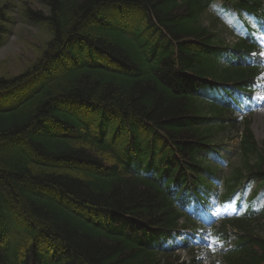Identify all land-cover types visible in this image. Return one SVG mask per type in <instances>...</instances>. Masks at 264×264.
<instances>
[{
    "label": "trees",
    "instance_id": "16d2710c",
    "mask_svg": "<svg viewBox=\"0 0 264 264\" xmlns=\"http://www.w3.org/2000/svg\"><path fill=\"white\" fill-rule=\"evenodd\" d=\"M37 1L44 9L26 2L19 15L49 37L25 71L0 76V264H188L163 245L240 128L201 89L249 87L256 46L203 26L214 0ZM231 1L254 14L262 4ZM14 7L0 5V48ZM238 155L226 187L264 184L249 122ZM261 222L231 223L225 264H264Z\"/></svg>",
    "mask_w": 264,
    "mask_h": 264
},
{
    "label": "rangeland",
    "instance_id": "374dc122",
    "mask_svg": "<svg viewBox=\"0 0 264 264\" xmlns=\"http://www.w3.org/2000/svg\"><path fill=\"white\" fill-rule=\"evenodd\" d=\"M14 4V24L12 27L11 35L7 38L4 47L0 49V76H15L23 71H25L36 59L38 56V52L43 48L46 40L48 39V35L41 30L40 27L32 26L26 23L23 18L19 15V10H22L24 4L27 2L33 8L44 9L42 4H40L37 0H0V5L5 3ZM224 12L226 10L227 15H221V11ZM18 12V13H17ZM213 15L217 17L222 22V29H226L227 32H230V23L228 17L233 16V11L227 8V5L224 1H218L216 11H213ZM205 25L208 26V17L204 20ZM218 29L221 28L217 27ZM243 26L240 23L236 26L235 33H241L243 31ZM229 42H234L233 37H227ZM259 41L261 46L264 47V37H259ZM262 55L264 56V48ZM262 79V80H261ZM260 83L258 86L260 89L254 96L253 104H255V108L253 111L246 115L247 120L251 122V129L254 132V135L259 142L260 146L264 149V78L261 77ZM245 117H239L242 121ZM242 130V128H241ZM239 139H235L233 141H228L224 143V146L227 147L231 152L237 147ZM235 162L239 163V157L235 158ZM212 206L214 210H205L201 214L205 218H210L212 216V222H218L225 216L226 211L221 209H216V202L212 201ZM207 249L213 248L211 253L207 254V252L202 251L200 254V258L203 261V264H212L213 260H219V256L215 255V252H218L221 244L211 241L207 239V243L205 244ZM179 255L182 259H187V252H180ZM206 258V260H204Z\"/></svg>",
    "mask_w": 264,
    "mask_h": 264
}]
</instances>
